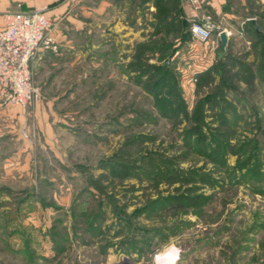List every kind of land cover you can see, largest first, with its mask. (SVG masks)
Returning <instances> with one entry per match:
<instances>
[{"label": "rangeland", "instance_id": "rangeland-1", "mask_svg": "<svg viewBox=\"0 0 264 264\" xmlns=\"http://www.w3.org/2000/svg\"><path fill=\"white\" fill-rule=\"evenodd\" d=\"M47 3L38 97L0 89V264L163 263L172 246L176 264H264V0H227L230 19L192 0ZM205 16L224 48L218 28L193 36Z\"/></svg>", "mask_w": 264, "mask_h": 264}, {"label": "built area", "instance_id": "built-area-1", "mask_svg": "<svg viewBox=\"0 0 264 264\" xmlns=\"http://www.w3.org/2000/svg\"><path fill=\"white\" fill-rule=\"evenodd\" d=\"M197 2V0H194ZM48 7H34L8 11L0 26V89L7 101L25 106L39 95V88L33 83L32 62L53 45L51 19ZM230 37L232 31L226 27ZM210 16L197 20L192 25L193 36L201 41L211 38L217 29Z\"/></svg>", "mask_w": 264, "mask_h": 264}, {"label": "crops", "instance_id": "crops-1", "mask_svg": "<svg viewBox=\"0 0 264 264\" xmlns=\"http://www.w3.org/2000/svg\"><path fill=\"white\" fill-rule=\"evenodd\" d=\"M20 2L22 4L21 8L22 9H31L33 7H42V6H46L48 7V11L47 14L48 16L51 18L53 13H56V9L55 6L52 5L50 6L47 2H49L50 0H0V11L4 10L9 4L10 2ZM187 1H191V0H187ZM194 2V0H192ZM198 2L202 3V5H204L203 11H209L212 10L214 11L218 16L220 15H224L227 18L230 19V17L237 15L235 12L233 11H228V10H224L225 8V2L227 0H197ZM206 2V3H205ZM57 6V5H56ZM60 6V5H59ZM3 16L2 14L0 15V26L3 24ZM228 28V27H226ZM229 29V28H228ZM216 39L221 42V38L220 36H216ZM42 54V53H41ZM40 54V56H41Z\"/></svg>", "mask_w": 264, "mask_h": 264}, {"label": "clouds", "instance_id": "clouds-1", "mask_svg": "<svg viewBox=\"0 0 264 264\" xmlns=\"http://www.w3.org/2000/svg\"><path fill=\"white\" fill-rule=\"evenodd\" d=\"M179 254H180V249L176 248L175 246L171 247V251L168 253H165V256H169V255H174L175 259L169 261V264H176V260L179 259ZM153 264H162L161 262V254L158 252L156 254H154L153 256Z\"/></svg>", "mask_w": 264, "mask_h": 264}, {"label": "water", "instance_id": "water-1", "mask_svg": "<svg viewBox=\"0 0 264 264\" xmlns=\"http://www.w3.org/2000/svg\"><path fill=\"white\" fill-rule=\"evenodd\" d=\"M220 38H221V44L223 45L222 47L224 48L228 43L229 37L225 31H221Z\"/></svg>", "mask_w": 264, "mask_h": 264}, {"label": "bare ground", "instance_id": "bare-ground-1", "mask_svg": "<svg viewBox=\"0 0 264 264\" xmlns=\"http://www.w3.org/2000/svg\"><path fill=\"white\" fill-rule=\"evenodd\" d=\"M169 261H171L170 258L166 259L162 264H169Z\"/></svg>", "mask_w": 264, "mask_h": 264}, {"label": "trees", "instance_id": "trees-1", "mask_svg": "<svg viewBox=\"0 0 264 264\" xmlns=\"http://www.w3.org/2000/svg\"><path fill=\"white\" fill-rule=\"evenodd\" d=\"M217 36H218V34H217Z\"/></svg>", "mask_w": 264, "mask_h": 264}]
</instances>
